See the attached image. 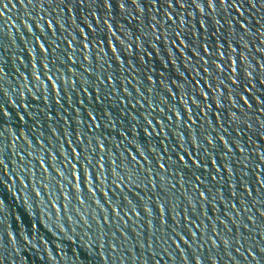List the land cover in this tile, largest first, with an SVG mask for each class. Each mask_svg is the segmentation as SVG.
Masks as SVG:
<instances>
[{
  "label": "water",
  "instance_id": "obj_1",
  "mask_svg": "<svg viewBox=\"0 0 264 264\" xmlns=\"http://www.w3.org/2000/svg\"><path fill=\"white\" fill-rule=\"evenodd\" d=\"M0 264H264V0H0Z\"/></svg>",
  "mask_w": 264,
  "mask_h": 264
}]
</instances>
